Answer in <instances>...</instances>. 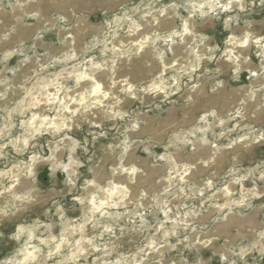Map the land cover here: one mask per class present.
Returning <instances> with one entry per match:
<instances>
[{"label": "rangeland", "instance_id": "1", "mask_svg": "<svg viewBox=\"0 0 264 264\" xmlns=\"http://www.w3.org/2000/svg\"><path fill=\"white\" fill-rule=\"evenodd\" d=\"M263 2L160 0L120 31L106 24L85 50L30 48L3 60L0 264L244 262L247 253L209 234L216 221L264 199V123L251 126L241 101L223 122L198 116L207 127L193 136L185 111L201 88L218 91L224 66L238 79L244 47L225 22ZM20 5L0 0V13ZM160 18L164 26L172 18L177 30L163 38V59L157 55L144 81H121L124 70L138 68L127 66L136 50H119L120 39L149 46L143 30ZM206 19L214 27L210 46L195 31ZM249 42L258 60L264 38ZM147 50L149 63L155 55ZM241 145L253 159L231 160L218 172L222 153ZM213 244L223 248L216 259Z\"/></svg>", "mask_w": 264, "mask_h": 264}, {"label": "crops", "instance_id": "2", "mask_svg": "<svg viewBox=\"0 0 264 264\" xmlns=\"http://www.w3.org/2000/svg\"><path fill=\"white\" fill-rule=\"evenodd\" d=\"M16 1L21 5L10 11L2 10L0 13V64H4L3 60L14 56L18 51L29 52L30 48L52 55L60 54L72 45L78 51L85 50L89 43H98L104 37L106 24L113 30H119L129 18L132 16L139 18L150 7L157 6L160 0ZM30 15L36 18L28 20L26 17ZM234 17L238 21L233 25L225 22V26L244 47L240 50L241 60L236 68L239 73L238 79L231 78L227 72L233 67L224 66L225 70L223 68L221 75L222 86L216 93L212 94L206 90L207 88H201L193 95V102L185 111L189 116V131L193 136L207 127H203L198 116H219L220 122H223L232 105L236 107L241 101L244 102L245 114L250 116L248 121L251 126L259 122L264 123V61L258 62L255 58L258 51L254 50L249 42L264 38V2L251 11L236 14ZM56 18L64 20L65 24L61 26ZM171 19L168 20V26H164V20L160 18L154 29L143 30V34L149 40L147 44L149 46L136 42L125 43V36H122L118 45L122 49L119 50L125 53L136 50V54L133 55L134 63L127 66L137 67L138 70L137 72L134 69L130 71V68L124 70L121 81H125V78L133 82L144 81L147 76L146 68L157 66V55L159 59H163L164 36L177 33ZM195 27L198 33L208 35V45H213L212 19L198 22ZM153 32L155 35H152ZM67 36L71 39L68 40ZM146 50L155 55L149 63L145 55ZM172 51L177 53V49L173 48ZM196 153L192 156L195 157ZM252 154L251 148L249 150L242 145L224 151L217 164L218 172L223 171L231 160L238 164L251 161ZM188 162H191L190 159ZM209 237L214 241L225 240L227 243L225 247L247 253L246 260L241 264H264V199L244 214H231L225 220L216 221ZM212 250L216 259L218 258L216 253L223 251V248L213 244Z\"/></svg>", "mask_w": 264, "mask_h": 264}, {"label": "built area", "instance_id": "3", "mask_svg": "<svg viewBox=\"0 0 264 264\" xmlns=\"http://www.w3.org/2000/svg\"><path fill=\"white\" fill-rule=\"evenodd\" d=\"M259 54H262V56H261V57H258V56L256 55V57L258 58V60H261V61H262L264 55H263V53H259ZM259 54H258V55H259Z\"/></svg>", "mask_w": 264, "mask_h": 264}, {"label": "bare ground", "instance_id": "4", "mask_svg": "<svg viewBox=\"0 0 264 264\" xmlns=\"http://www.w3.org/2000/svg\"><path fill=\"white\" fill-rule=\"evenodd\" d=\"M220 7V6H219ZM222 9H224V5L221 6Z\"/></svg>", "mask_w": 264, "mask_h": 264}]
</instances>
